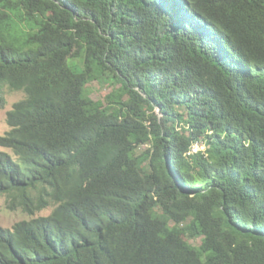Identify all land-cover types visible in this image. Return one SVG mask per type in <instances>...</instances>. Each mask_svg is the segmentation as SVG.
<instances>
[{"label": "trees", "instance_id": "obj_1", "mask_svg": "<svg viewBox=\"0 0 264 264\" xmlns=\"http://www.w3.org/2000/svg\"><path fill=\"white\" fill-rule=\"evenodd\" d=\"M6 88L0 264H264V0H0Z\"/></svg>", "mask_w": 264, "mask_h": 264}, {"label": "rangeland", "instance_id": "obj_2", "mask_svg": "<svg viewBox=\"0 0 264 264\" xmlns=\"http://www.w3.org/2000/svg\"><path fill=\"white\" fill-rule=\"evenodd\" d=\"M68 65L74 71L80 69V65L77 63V60L69 59L67 61ZM86 90L89 92V97L93 101H103L104 96L111 90L108 86L103 85L98 82H92L86 85ZM4 104L0 106V136H3L6 131H8V126L5 122L6 113L11 110L12 105L18 100L23 98V94L21 92L10 91L7 88L4 91ZM146 145H142L137 149V153L142 152L146 149ZM2 151H7L6 149L0 148ZM196 150H203L202 146H193V152ZM52 207L45 209L44 211L37 213L36 216H47L51 211ZM35 216V217H36ZM30 219L26 216L21 210H9L6 205V199L4 196H0V227L3 228H11L12 225L20 220H28ZM187 242L191 245H197L199 242L195 240H188Z\"/></svg>", "mask_w": 264, "mask_h": 264}]
</instances>
